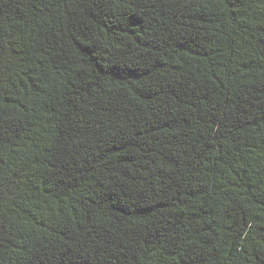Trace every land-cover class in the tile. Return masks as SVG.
Returning <instances> with one entry per match:
<instances>
[{
    "label": "trees",
    "instance_id": "1",
    "mask_svg": "<svg viewBox=\"0 0 264 264\" xmlns=\"http://www.w3.org/2000/svg\"><path fill=\"white\" fill-rule=\"evenodd\" d=\"M0 264H264V0H0Z\"/></svg>",
    "mask_w": 264,
    "mask_h": 264
}]
</instances>
